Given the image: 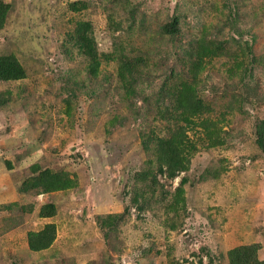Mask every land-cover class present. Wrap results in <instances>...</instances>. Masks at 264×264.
I'll list each match as a JSON object with an SVG mask.
<instances>
[{
	"label": "rangeland",
	"instance_id": "374dc122",
	"mask_svg": "<svg viewBox=\"0 0 264 264\" xmlns=\"http://www.w3.org/2000/svg\"><path fill=\"white\" fill-rule=\"evenodd\" d=\"M0 5V56L26 70L0 82V205H19L0 210V264H234L241 247L264 261V0ZM175 19L178 33L164 34ZM76 33L92 40L97 75ZM130 60L140 67L131 97ZM192 67L208 110L190 125L161 117L162 90ZM163 139L181 152L161 170ZM46 169L53 189L20 192ZM45 204L53 216H40ZM124 213L111 230L98 220ZM49 224L52 245L32 249L30 234Z\"/></svg>",
	"mask_w": 264,
	"mask_h": 264
},
{
	"label": "trees",
	"instance_id": "16d2710c",
	"mask_svg": "<svg viewBox=\"0 0 264 264\" xmlns=\"http://www.w3.org/2000/svg\"><path fill=\"white\" fill-rule=\"evenodd\" d=\"M8 10L6 7L0 5V28L4 26L6 21V14ZM179 31L178 27V19H175L173 23L164 26L163 33L167 35H175ZM78 38V43L80 45L81 50H83L90 60V71L93 75H97L96 68L99 66L97 53L94 49L92 40L86 35V38L81 39V34L76 33ZM143 59H138V63ZM135 60L132 62L131 60L126 63V66L122 68V75L128 76V84H127V94H131L134 91V80L138 79V75L140 73L139 64ZM189 75H183L177 82L172 84H167L164 89V92L161 93L159 98V104L156 105L157 113L165 118L168 116L172 119H188L186 120V124L190 125L189 118L191 117H201L208 109L204 106V101L198 95V84H199V71L196 67H192L189 69ZM26 77V70L24 66L17 61L14 56H0V82L7 81H17L24 79ZM132 93L130 97L133 95ZM168 120V121H169ZM214 122L211 120H204L202 123V127L209 131L211 127L214 126ZM182 128V126L180 127ZM170 130V128H169ZM171 138H173L172 134H170ZM164 140V141H163ZM160 141L161 147L164 151L162 165L160 167L161 170L164 169L165 166H168L170 162H173L175 165V158L178 153L181 152V143H178L176 140L168 139L166 141L163 139ZM149 143V141H148ZM145 147L147 148V144ZM256 144L259 148L263 159H264V121H261L256 125ZM40 175L38 177L34 176L28 178L20 188V192H26L30 189L40 188L42 187L44 192H49L53 189V180L55 179V174L50 170H42L40 171ZM136 201V205H139L138 198H133ZM18 204L10 203L6 205H0V210H9L12 211ZM56 208L54 204H45L41 207L40 216L41 217H51L55 214ZM125 216L124 214H115L108 217H99L101 225L105 228L112 229L113 226H107L111 223V220L117 219L119 220ZM108 223V224H107ZM56 238V226L55 224H49L44 227L41 231L33 232L29 236V243L32 249L40 251L46 250L49 248L53 241ZM250 251V247H241L236 250H232L231 256L234 258L236 263L234 264H251L252 259L248 257V253ZM257 264H264V261H260L257 259Z\"/></svg>",
	"mask_w": 264,
	"mask_h": 264
}]
</instances>
